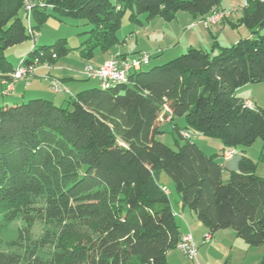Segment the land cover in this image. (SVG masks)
I'll list each match as a JSON object with an SVG mask.
<instances>
[{
  "label": "trees",
  "instance_id": "trees-1",
  "mask_svg": "<svg viewBox=\"0 0 264 264\" xmlns=\"http://www.w3.org/2000/svg\"><path fill=\"white\" fill-rule=\"evenodd\" d=\"M26 1L0 0V76L7 80L15 69L6 54L11 47L31 39L23 62L33 67L52 65L73 49L66 37L37 45L30 34L29 24L36 33L52 15L89 26L78 50L92 59L96 49L120 43L127 10L139 23L141 14L172 21L180 11L207 17L221 3L30 0L29 10ZM245 6L240 20L251 37L219 49L189 47L133 72L128 82L87 88L60 104L33 97L0 105V224L23 221L17 237L6 241L20 252L3 250L0 240V264H166L182 233L160 185L162 172L211 236L232 228L249 246L264 248L258 162L241 155L224 180L219 160L257 139L264 146V106L251 100L249 106L237 92L264 82V0ZM168 118L175 148L158 139ZM193 133L219 138L222 152L208 154L191 140ZM36 219L56 229L34 238L30 224Z\"/></svg>",
  "mask_w": 264,
  "mask_h": 264
},
{
  "label": "rangeland",
  "instance_id": "rangeland-1",
  "mask_svg": "<svg viewBox=\"0 0 264 264\" xmlns=\"http://www.w3.org/2000/svg\"><path fill=\"white\" fill-rule=\"evenodd\" d=\"M224 2L225 3H222L223 5H226L227 8L225 10H233L234 7H237L240 9L239 13L241 14L244 6L247 3V0H224ZM28 3H31L30 0L26 1V5ZM31 6V8H28L29 10H31L34 5H32L31 3ZM129 15L130 10H127L125 15L123 16L122 25L117 33L120 39L118 49L122 53L126 54L127 58L134 59L137 58L140 53L146 52L151 56V63L149 65L152 66L172 60L187 50L186 45L188 43V38H183L184 32L180 27H178L177 21H175L174 23H170L171 21H165L161 16L148 19L147 15L141 14L138 18L142 21V23H139L135 20H131ZM88 28L89 26L80 19H60L57 16L52 15L39 28L34 38L37 40V45H43L54 43L60 37H66L69 46L73 49L69 52L68 55L63 56L62 58L65 59L67 57L66 59L68 61L73 62L74 65H77L79 67L81 65L82 67V57L80 56L78 47L81 44L82 40L85 39V34H83V31ZM248 30L249 29L244 24H242L240 28H228L224 32V34L220 35L219 40L223 41L226 45H231L233 43L231 39H233L235 36L243 35V32ZM206 34H208L209 36V32ZM174 37H177V40L174 41ZM194 39V41H196L193 42L195 43L194 47H198V45H200V47L204 49H211L212 41L207 37H204L202 35L201 37ZM25 42L23 44L11 47L6 51L7 58L12 62L14 67H17L19 63L26 57V54L29 51L28 49H30L29 46L33 41L30 39ZM94 54L95 55L92 60L93 65H100L105 61L106 56L101 49H96ZM44 65L52 66L47 63H45ZM35 69L33 71L34 75H36ZM53 71L54 70H52L53 74L59 76L64 73L63 71L61 73L60 71ZM72 76V80H75V83L65 84L66 88L68 89V93L56 92L51 87L49 78H43V80H40L39 78L35 79L31 86H27L24 84V82H20L17 84L19 87L18 92L20 94L22 93L21 91L23 90L24 86L26 92L35 91V93H39L36 95L35 93H33L31 94V97L26 96L25 100H22L20 102L28 101L30 98L40 97V95H43L41 97L53 99L56 101V103L60 104L62 102H66L62 101L63 98H66L67 100L71 96H75L80 90H82L84 85L91 84L98 86V84L100 83L98 79H87L79 72H74ZM51 79H53V77H50V80ZM250 85L257 86L255 90L256 105L264 106V83H250ZM11 96V93H8L6 91L3 92L0 85V105L6 104L5 102H8L9 99L12 100ZM161 123L163 133L158 135V139H160L170 147H177V133L174 132L173 123H171L169 118L165 121H161ZM179 123H183V120L181 118ZM191 140L200 145L208 154L221 151L220 146L222 143L219 138L193 133ZM236 148V154L234 155L235 166L237 167L240 156L244 154L258 162L257 174L264 176V146L262 140L257 139L250 146L239 145ZM221 158V162H225L224 157L221 156ZM229 168L231 167L227 165V168L224 169V180H227L229 178ZM160 185L168 193L173 207H176V209L179 208L181 212H185L186 219L188 216L187 214H190V210L188 208H182L180 196L175 189L174 183L165 172H162V175L160 177ZM181 219L182 218H179L178 216V220L181 221ZM190 219L192 221L195 220L191 217ZM189 225L191 232L194 235L195 244L198 249L199 261L202 264H261V260L264 256V248L259 246H249L242 238H240L236 234V232L232 228L221 229L213 235L212 240L202 243L200 241H204V236L209 232V229L201 223H189ZM22 226L23 221L21 219H15L9 223L0 224V240L2 241L1 248L3 250L20 252L18 248H9L6 244V241L11 240L12 238H16L19 229ZM49 229H56V224L53 222L44 223L37 219L33 220L30 224L31 235L34 238H38L44 235H50L51 231H47ZM200 247H210V249H205L204 251L199 253ZM49 250L50 247H46L43 250V253L47 254Z\"/></svg>",
  "mask_w": 264,
  "mask_h": 264
},
{
  "label": "crops",
  "instance_id": "crops-1",
  "mask_svg": "<svg viewBox=\"0 0 264 264\" xmlns=\"http://www.w3.org/2000/svg\"><path fill=\"white\" fill-rule=\"evenodd\" d=\"M222 2L225 3L224 0H221L220 5L215 7L213 10H220V9H224L225 10V9H227L226 5H223ZM246 7L247 6H244L243 11H242L241 14L239 13L240 9L237 8V7H234L233 12H232L230 17L224 18L221 21H219L217 24H215L213 26H209V27H207L204 24V22H203V18H205V17H203L202 15H197L196 16V15H194V14H192L190 12H186V11H180L178 13L177 17L174 20H172L171 22L170 21L169 22L170 23H174L175 21L178 22V24H177L178 27H180L181 30L184 32L183 33V38H186V37L188 38L187 39L188 43L186 45L187 49L189 47H194L195 43H193V42H196V41H194L195 40L194 38L201 37L202 35L204 37H207L208 39H210L212 41L211 48L215 45V49H219V48H221L223 46H228L223 41L219 40L220 35L224 34V32L228 28L235 29V28H240L242 26L243 23H241L240 18L243 15V12H244ZM236 19H238V20H236ZM208 32H209V36H208V34H206ZM210 35H211V38H210ZM252 35L253 34L251 33V31L248 30V31H244L243 35H240L241 37L240 36H235L231 40H232L233 43H235L236 41H238L242 37H249V36L251 37ZM176 38L177 37H174V41L177 40ZM34 40L37 42V40L35 38H34ZM119 44L120 43H118L116 45H113L110 49H108L106 51L102 50L104 52L105 56H106L105 60L109 59L111 56H114V55H122V56H126L127 57L126 54L122 53L118 49L119 48ZM31 45H32V43H31ZM31 45L29 46V48L31 47ZM198 47L202 48V47H200V45H198ZM66 58L65 59H63L62 57L59 58L58 60H56V62L52 66H46L44 64L37 66L36 69H35V74L36 75H34V77H32V79H31V81L29 83H27L26 80H24V79H19L17 81H13V86H12V89L10 91H6L7 79L2 78L0 76L1 89L3 90V92L6 91V92L12 94V96H11L12 100L9 99L8 102H5V103L20 102L22 100H25L26 96H30L31 97V94L35 93V91L34 92H31V91L26 92L25 91V86H24L23 90L21 91L22 93L20 94L18 92V88L19 87L17 85L20 82H24L25 85L31 86L35 79L39 78L40 80H43V78H49V81H50V77H53V78H59L60 80H62L64 82V84H72V83L74 84L75 80H72L73 79V76H72L73 73L74 72L81 73V69L83 68V66L86 63H91L92 64V60H93V58L92 59H86V58L82 57V65L83 66L81 67V65H80V67H79L77 65H74L73 62L68 61ZM97 65H99V64H97ZM52 70H54L53 72L60 71V73H61L63 71L64 73H62V75L59 76V75L53 74ZM262 83H264V82H262ZM94 86H96V85H91V84L84 85L82 90L87 89V88H91V87H94ZM256 88H257V86H252L250 84H246V85L240 87L237 90V92L239 94H241L244 98H246L248 100H251L254 104H256V99H255V97H256V95H255ZM247 92H250V93H247ZM59 93H66V92H59ZM36 94H39V93H35V95ZM41 96H43V95H40V97ZM65 100H66V98L62 99V101H65ZM178 121L180 122V119H178ZM222 148L223 147H222V144H221V146H220V150L221 151L220 152H222ZM235 149L237 150V148H235ZM222 157H224V156H222ZM234 158H235V156H232L230 158H225L224 157L225 162H222L224 168H227V165H228L229 167H231V168H229L230 170L237 169L238 165H237V167L235 166ZM219 160L220 161L222 160L221 155L219 156ZM182 208H184V207L182 206ZM173 209H174V211L177 214H180V215H177V222L180 225L181 233H184V232H187V231H191V229L189 227L190 226L189 223L190 224H192V223H197V224L200 223L196 219V217L193 214V212L190 211V214H187L188 216L185 219V212L184 211L181 212L179 210V208L176 209V207L175 208L173 207ZM178 216H179V218H182L181 221L178 220ZM190 217L195 219L194 220L195 222L192 221L190 219ZM193 237H194V235H193ZM212 239H213V236H212L211 240ZM194 241H195V239H194ZM200 242L204 243V241H200ZM210 247H207V248H201L200 247L199 253H201L205 249H210ZM166 264H196V262L194 260L190 259L189 257H187L179 249L174 248V249H172V250H170L168 252V254H167V263ZM261 264H262V260H261Z\"/></svg>",
  "mask_w": 264,
  "mask_h": 264
},
{
  "label": "built area",
  "instance_id": "built-area-1",
  "mask_svg": "<svg viewBox=\"0 0 264 264\" xmlns=\"http://www.w3.org/2000/svg\"><path fill=\"white\" fill-rule=\"evenodd\" d=\"M28 8H31V3L27 4ZM233 10H216L210 13L207 17L203 18L204 24L209 27L217 24L224 18L230 17ZM29 32L30 34L36 36V33L33 32L31 25L29 24ZM151 63V56L146 52H142L138 55L137 58L129 59L126 56L122 55H114L109 59L105 60L100 65H93L91 63H86L81 69V74L85 76L87 79H98L99 85L106 89L111 86H114L119 83L128 82L130 80V76L133 72L140 70L141 68L149 65ZM35 67L32 65L25 64L23 60L19 63L17 67L12 71L10 80H7V88L6 91H10L13 86V81L18 79H24L27 83H29L33 77V71ZM52 88L56 92L65 91L68 93V89L65 84L59 80L58 78H53L50 80ZM249 106H252L251 101H247ZM168 108H166L167 110ZM186 137H190L189 132H184ZM236 154L235 149H228L224 152L225 158H230ZM176 213V212H175ZM176 215H180L177 214ZM212 236L208 232L204 236V242L211 240ZM177 249L182 251L187 257L194 260L196 264H202L199 261L198 257V249L194 241V237L191 231H187L181 234L177 246Z\"/></svg>",
  "mask_w": 264,
  "mask_h": 264
}]
</instances>
